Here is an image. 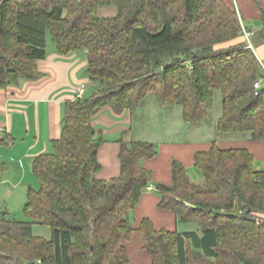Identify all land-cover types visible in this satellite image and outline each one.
<instances>
[{
    "label": "trees",
    "instance_id": "1",
    "mask_svg": "<svg viewBox=\"0 0 264 264\" xmlns=\"http://www.w3.org/2000/svg\"><path fill=\"white\" fill-rule=\"evenodd\" d=\"M255 2L263 26L251 38L264 41V5ZM108 5L117 13L101 16ZM243 24L225 0H0L1 88L43 76L47 33L62 56L86 50L96 86L63 104L60 137L33 161L38 186L29 187L24 205L32 221L2 212L0 264L129 263L132 213L152 184L139 161L158 152L151 141L122 137L120 174L98 178L105 139L93 120L105 108L134 111L152 93L165 107L181 106L185 121L199 122L220 90L217 130L264 142V85L255 88L264 71ZM254 162L248 148L214 140L195 152L204 177L198 184L174 159L171 183H156L159 207L199 230L156 229L143 218L137 230L152 264H264V167ZM35 225L50 227V238Z\"/></svg>",
    "mask_w": 264,
    "mask_h": 264
},
{
    "label": "crops",
    "instance_id": "2",
    "mask_svg": "<svg viewBox=\"0 0 264 264\" xmlns=\"http://www.w3.org/2000/svg\"><path fill=\"white\" fill-rule=\"evenodd\" d=\"M225 1L237 9L241 21L252 31L257 32L262 28L261 11L255 0ZM259 1L264 5L263 0ZM108 7L110 6L100 9L101 16H113L117 13V7L116 10ZM103 9H106L105 13ZM253 50L260 62L264 63V42L256 48L253 45ZM38 65L43 73L40 79H23L16 85L0 87V210L2 212L9 211L13 207V198L19 196L24 198V195L28 194L29 187L38 186L33 173L34 159L39 154L49 151L52 140L60 137L63 104L76 98L77 90L82 84L85 85L86 95L88 84L91 82L85 73L88 65L87 53L78 51L62 56L58 52L48 54L47 51V57L39 61ZM134 112L135 110H126L116 113L111 108H105L94 117L96 135L105 139L98 149L102 168L98 171L97 177L109 180L120 174L119 140L122 137H125V140L151 141L155 144L157 155L141 162L143 167L152 172L151 185L154 189L144 191L139 205L132 213V223L136 230L131 239L125 241L130 257L128 264H152L151 256L143 249L142 234L137 230L142 219H151L156 229L179 230V221L175 213L159 207L161 196L153 193L156 183H171L174 159L184 165L187 171L189 167L195 166V152L208 150L212 142L198 145L192 141L171 142L159 139L158 142L141 139L138 132H133ZM217 144L222 148H248L255 157V167L257 169L264 167L262 141L217 142Z\"/></svg>",
    "mask_w": 264,
    "mask_h": 264
},
{
    "label": "rangeland",
    "instance_id": "3",
    "mask_svg": "<svg viewBox=\"0 0 264 264\" xmlns=\"http://www.w3.org/2000/svg\"><path fill=\"white\" fill-rule=\"evenodd\" d=\"M109 6L110 7L108 8L116 10L115 5ZM105 10L106 9H103L104 13ZM251 42L256 48L257 45L263 43L264 41L262 39H257L255 41L251 38ZM47 51L48 54L57 52L55 43L52 40L50 33H47ZM80 52L87 53L86 50H82ZM95 90L96 86L94 82H89L86 96L92 95ZM222 101V92L220 90H216L213 107L203 121L187 122L183 118V110L181 106L176 105L165 107L157 100L155 95L151 93L147 96L144 103L135 109L132 122L133 132H138L141 139H152L158 142L159 139H165L171 142L192 141L198 145H203L214 140L222 143H236L238 141L252 140L249 133H221L217 130V123L223 112ZM157 106L159 109H157ZM143 160L144 159H141L139 161L140 165ZM188 172L196 183L202 184L204 182L203 173L195 166L189 167ZM153 193L159 195V192L156 189ZM13 200V207L9 210L10 217L22 221H32V219L28 217L24 211L27 194L24 195V198L19 196L18 198H13ZM1 212L2 210H0V216ZM179 230H199V224L196 221L186 223L179 222ZM34 231L36 234L42 235L46 238H50L51 236V228L46 225H35Z\"/></svg>",
    "mask_w": 264,
    "mask_h": 264
},
{
    "label": "built area",
    "instance_id": "4",
    "mask_svg": "<svg viewBox=\"0 0 264 264\" xmlns=\"http://www.w3.org/2000/svg\"><path fill=\"white\" fill-rule=\"evenodd\" d=\"M243 34L246 38V40L248 41L249 43V46L253 48V43L251 42V36L253 34V31L251 29H249L248 27L245 26V24H243ZM262 67H263V71H264V66L262 64ZM264 85V74L263 76H261L255 83V88L257 90H259L262 86ZM86 93V88H85V85L82 84L78 90H77V93H76V98L75 99H79V98H82ZM1 130V129H0ZM154 189V186L153 185H150L148 186L147 190H153Z\"/></svg>",
    "mask_w": 264,
    "mask_h": 264
}]
</instances>
